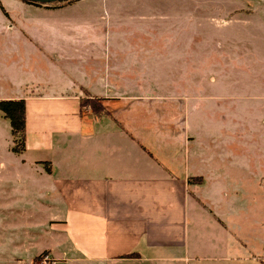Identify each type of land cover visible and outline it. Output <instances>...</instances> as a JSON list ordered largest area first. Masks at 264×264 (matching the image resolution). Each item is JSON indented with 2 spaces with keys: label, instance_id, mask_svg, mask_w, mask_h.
Here are the masks:
<instances>
[{
  "label": "crops",
  "instance_id": "0c3cea01",
  "mask_svg": "<svg viewBox=\"0 0 264 264\" xmlns=\"http://www.w3.org/2000/svg\"><path fill=\"white\" fill-rule=\"evenodd\" d=\"M34 6L42 13H56L62 7ZM2 8L0 38L9 47L7 65L50 67L61 78L39 85L43 91L35 94L0 98L24 99L26 106L25 149L13 152L20 159L10 166L0 163V211L17 216L11 226L0 227L6 242H1L2 255L23 259L33 244L34 250L46 249L63 264H264L263 253L242 254L240 224L225 211V205L231 211L242 206V193H220L216 181L211 187L199 154L191 150L197 139L195 104L217 96L205 87L213 77L202 73L213 72L217 65L192 64L182 70L188 73L185 81L171 79L174 85L185 82V123H146L143 115L134 113L143 99L135 95L131 99L129 75L125 84H116L111 72L115 56H122L118 62L123 72L131 68L152 72L145 64L147 58L133 57H146L151 50H130L124 44L123 49L111 48L109 38H100L96 29L94 34L84 33V27L66 25L76 21L12 18ZM62 29L71 30V36L65 38ZM255 37L256 47L247 53L254 56L246 60L254 63L250 68L240 66L241 70L264 69V46L258 45L264 37L259 31ZM68 44L79 48L75 54L94 71L90 79L65 74L66 62L73 59L64 48ZM256 88L261 91L252 96L236 95L242 102L251 101L256 112L250 128L235 120L239 123L232 131L225 116L219 117L218 125L230 146L225 150L239 154L241 163L254 164L260 183L264 78ZM84 97L100 101L103 109L81 107ZM198 110L207 117L205 106ZM222 172L217 173L218 182Z\"/></svg>",
  "mask_w": 264,
  "mask_h": 264
},
{
  "label": "rangeland",
  "instance_id": "374dc122",
  "mask_svg": "<svg viewBox=\"0 0 264 264\" xmlns=\"http://www.w3.org/2000/svg\"><path fill=\"white\" fill-rule=\"evenodd\" d=\"M76 1L69 5L63 4L62 7L47 6L49 9L61 7V10L56 13H42L37 6L22 0H0V16L5 15L2 8L4 6L12 18L18 16L36 19L67 18L69 20L66 21L77 22L66 24L71 28L84 27V33L93 34V29H96L95 33L100 38L107 36L111 48L123 49L124 44V47L130 50L142 49L141 47L151 50L146 57H136L134 54L133 57L147 58L145 64L154 69L152 72L139 73L134 72L132 68L128 73L121 71L119 66L122 56H115V70L111 72L113 82L116 84H125L126 76L129 75L131 99L135 95L145 100H140L143 103L134 113L143 115L146 123L162 121L171 124L176 120L185 123L186 87L182 84L185 82L174 85L175 82L171 79L175 80L178 77L185 81L188 73L182 70L192 64H204L209 61L217 65L213 72L202 74L213 77V83H206V90L221 97L196 102L194 129L197 139L191 144V150L199 154L198 162L203 170H206L211 187L216 183L220 193H231L235 190L242 193L241 207L231 211L229 206L225 205L226 214L234 215L240 224L242 254L252 252L264 254V157L260 161V170L263 173L259 183L254 164L241 163L239 154L225 150L230 146L222 139L218 125L219 117L222 119L225 116L227 128L232 131L235 123L238 125L240 120L244 129L246 126L250 128L251 117L256 113L251 110V101L242 102L236 95L252 96L261 91L256 88V83L264 78V69L255 72L251 69L241 70L239 67L247 65L250 68L254 63L246 60L254 56V53H247L256 47V32L259 31L260 37H264V0ZM124 1H127L126 4ZM112 3H116L115 6H110ZM107 13L113 15L114 19L112 20ZM9 24L11 23L7 25ZM61 31L65 32V38L72 34L68 29ZM258 45L264 46V38L258 40ZM64 48L68 57L73 58L66 62L65 74L90 79L94 71L88 69L83 56L75 54V49L79 48L71 44ZM8 53L7 41L0 38V98L12 93L21 96L35 94L43 91L39 85L61 80L58 76L60 72L56 69L51 70L50 67L35 65L33 69H15L7 65L4 60L9 58ZM217 67L225 68L222 70ZM63 79L65 80V77ZM222 96H226V100ZM133 102L134 100H131L123 105L127 107ZM202 106H205L207 116L205 118L198 110ZM229 134L228 130V138ZM13 145L9 121L1 118L0 163L10 166L20 159L19 155L13 153ZM220 169H223V172L218 182L217 173ZM15 217L17 216L12 215L11 211H0V227L5 223L11 226V219ZM2 235L0 233V264H39L42 255L50 254L46 249L34 250L32 244L30 253L23 259L4 256L1 242H6L3 241L4 237L1 238ZM54 264L63 263L54 259Z\"/></svg>",
  "mask_w": 264,
  "mask_h": 264
},
{
  "label": "trees",
  "instance_id": "16d2710c",
  "mask_svg": "<svg viewBox=\"0 0 264 264\" xmlns=\"http://www.w3.org/2000/svg\"><path fill=\"white\" fill-rule=\"evenodd\" d=\"M76 0H61L55 3L48 4L49 6H61L63 4H69ZM27 2V1H25ZM34 5H40L37 3H31ZM81 107H90L92 111L99 112L103 109L100 101L93 100L87 97L80 99ZM0 111L3 113L4 118L8 119L10 125V131L13 138L12 151L20 153L25 149V136H26V106L24 99H1Z\"/></svg>",
  "mask_w": 264,
  "mask_h": 264
},
{
  "label": "built area",
  "instance_id": "2783aa9c",
  "mask_svg": "<svg viewBox=\"0 0 264 264\" xmlns=\"http://www.w3.org/2000/svg\"><path fill=\"white\" fill-rule=\"evenodd\" d=\"M39 264H54V259L50 254H44L41 256Z\"/></svg>",
  "mask_w": 264,
  "mask_h": 264
},
{
  "label": "water",
  "instance_id": "95a60500",
  "mask_svg": "<svg viewBox=\"0 0 264 264\" xmlns=\"http://www.w3.org/2000/svg\"><path fill=\"white\" fill-rule=\"evenodd\" d=\"M22 1H27V2H31V3H37V4H43V5H48V4L55 3V2L61 1V0H22Z\"/></svg>",
  "mask_w": 264,
  "mask_h": 264
}]
</instances>
